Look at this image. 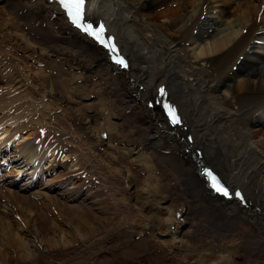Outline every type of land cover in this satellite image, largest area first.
<instances>
[{"label": "bare ground", "instance_id": "1", "mask_svg": "<svg viewBox=\"0 0 264 264\" xmlns=\"http://www.w3.org/2000/svg\"><path fill=\"white\" fill-rule=\"evenodd\" d=\"M129 1L85 4L119 69L54 1L0 0V125L24 134L2 155L0 264H264V0ZM159 83L180 125L146 106ZM197 161L245 204L211 195Z\"/></svg>", "mask_w": 264, "mask_h": 264}, {"label": "snow or ice", "instance_id": "2", "mask_svg": "<svg viewBox=\"0 0 264 264\" xmlns=\"http://www.w3.org/2000/svg\"><path fill=\"white\" fill-rule=\"evenodd\" d=\"M62 6L65 8L66 12L68 13L69 17L72 19L73 23H75L78 27L81 26V24L84 22V5H85V0H60ZM84 31L89 32L91 35H93L96 39L100 40L101 43H103V40L100 39L101 34L104 31L103 25L99 27L98 30L93 31L92 30V25L88 24L85 28ZM117 63H120L124 65V61L122 59L117 60ZM126 66V65H124ZM163 92V89L161 90ZM168 110V114L170 118L172 119L173 123H179V119L176 116L175 109L171 108L170 106H166ZM213 187L214 189L228 197L229 196V191L226 187L222 186L219 184L215 178L213 177ZM237 196L240 195L239 192L236 193Z\"/></svg>", "mask_w": 264, "mask_h": 264}, {"label": "rangeland", "instance_id": "3", "mask_svg": "<svg viewBox=\"0 0 264 264\" xmlns=\"http://www.w3.org/2000/svg\"><path fill=\"white\" fill-rule=\"evenodd\" d=\"M127 1V3L129 4V5H132V4H134L133 2H131V1H129V0H126ZM137 3H139L140 4V6H142L143 7V9L144 10H146V11H148V10H150L151 9V7L153 6V4H154V0H138L137 2H136V4ZM185 8H183L182 9V11L183 10H185L186 9V11H187V8L186 7H188V6H184ZM178 27H179V24H177V25H175L174 27H169V30H171V31H173L174 32V36H173V38H172V41H171V44H175V46L176 47H181L182 46V39H183V34H180L179 32H178ZM172 32V33H173ZM157 36V35H156ZM157 38L159 39V41H161V39H162V37L160 36V35H158L157 36ZM179 61V63H183L184 62V59H185V57L184 56H182V54H178L177 55V57H176ZM220 58H221V56H216L215 57V59H213L212 60V64H213V66L215 65V67L219 64V61H220ZM149 74H151V75H155L154 73H151V72H148V73H145V76L146 75H149ZM224 80V75H221V76H219L218 77V81H223ZM134 85H136V82L134 83ZM137 87L138 88H140L141 87V84H138L137 85ZM140 90V89H139ZM213 152H215V156L217 157V159L219 160L220 158H221V152L219 151V149L216 147V148H214V150H213ZM217 162V161H216ZM206 164H208V163H206ZM185 186H187V187H185L184 189H183V191H184V194H186L187 196H189V198L188 199H190V200H192V202H195L196 204L197 203H199V202H201L202 203V200H200V198H198V192H199V190H198V188H197V186H196V184H193L192 185V183H188L187 185H185ZM196 188H195V187ZM195 190V191H194ZM196 194H197V196H196ZM196 196V198H191V197H195ZM198 199V200H197ZM200 200V201H199ZM199 201V202H198ZM195 204V205H196ZM203 204V203H202ZM204 206V205H203ZM195 209V208H194ZM193 209H191V211H190V215H192V216H194V217H196V216H199V214L201 215V216H204V212L201 210V209H198V211H195V210H193ZM202 211V212H201ZM193 213V214H192ZM195 213H197L196 215H194ZM197 218V217H196Z\"/></svg>", "mask_w": 264, "mask_h": 264}]
</instances>
